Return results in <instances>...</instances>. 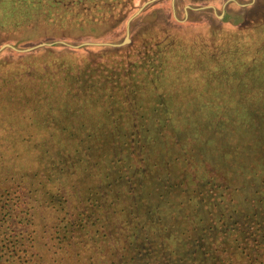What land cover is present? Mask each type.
<instances>
[{
  "label": "rangeland",
  "instance_id": "1",
  "mask_svg": "<svg viewBox=\"0 0 264 264\" xmlns=\"http://www.w3.org/2000/svg\"><path fill=\"white\" fill-rule=\"evenodd\" d=\"M147 1L0 0V149L40 158L0 160V193L27 173L42 263L264 264V130L192 129L264 126V0ZM231 50L244 62L219 78Z\"/></svg>",
  "mask_w": 264,
  "mask_h": 264
},
{
  "label": "trees",
  "instance_id": "2",
  "mask_svg": "<svg viewBox=\"0 0 264 264\" xmlns=\"http://www.w3.org/2000/svg\"><path fill=\"white\" fill-rule=\"evenodd\" d=\"M173 47L174 46H172V48ZM231 52L232 50L229 51L228 54L224 55L223 60H220L221 63H219V66L214 64V67H219L220 69V73L218 75L219 78L224 79L225 77L229 76V74L226 73L223 68L226 67L225 70H228L229 65V67L234 70L237 66H240L244 62V60H241L239 58V55H236L235 52ZM225 57H227V59ZM262 59L263 56H260V58L252 57V65H256ZM202 73L204 76V72ZM207 74L209 75L211 73L207 72ZM172 77H174L173 73L171 72V70H168L166 72V75H163L162 78H164V80L162 79L160 81L158 85L159 87L157 89L161 90L162 92L172 90L168 87L169 80H171ZM206 77H210V75ZM251 80L254 81L253 79ZM175 94H178V92L176 91ZM252 95L256 94L253 93ZM156 96L157 94L155 93V91H151V97L154 98ZM257 96H259V94H257ZM154 102L155 101H153V103ZM159 106H163V103H160ZM8 108H3V113L0 114V129H5L6 127L9 128L8 119H10L11 116H9V113L6 112L12 113V111H9ZM14 112H16L15 109ZM202 117L200 118L198 123L192 127V129L199 132L198 136L202 134V131L206 132L207 134L209 133V135L205 138L206 140L208 139L206 141V144L214 143L215 145H218L219 143H222L224 145H233L235 144V142L238 143L240 141L241 143H244L245 141H247L255 145H260V141L258 140L260 138L258 136V131H263L264 126H260V128L254 129L251 127V123L257 120L259 126V124L263 122L261 119H248L247 117H239L240 119H238V117H230L227 115L226 117L222 115L219 118L215 119H212L210 117ZM14 120L18 121L19 117H14ZM207 125H209V127ZM210 135H212V138L209 137ZM1 137H3V135ZM6 137L8 136L6 135ZM11 137H13V135H9L8 138ZM89 138H91L92 141L93 139H95L94 136H89ZM1 146L2 145H0V147ZM97 146L101 148L100 145ZM3 147L6 148V146ZM5 148L0 149L1 152H4L0 153V160L3 161V165L7 164V160L14 161L21 159L24 161L26 160L25 166H27V169L34 167L38 168V161H40L39 157H31L27 161V155L24 152L20 153L16 151L13 152L12 156H14L12 157V159H9L7 158V156L9 155V153H11L12 150L8 152ZM67 155V152H65L64 157H67ZM102 156H104V154ZM16 168L18 169L19 167ZM37 174L38 171L33 173V175L35 176ZM26 177H28L27 173H25L24 176H21L22 181L20 183L24 182V185L18 186V188L20 189L19 191L14 190L12 194H9V191L6 189V192H3L5 194L0 193V264H47L48 262H51L52 257L49 256L48 260L44 259V261H47V263H42L40 261L42 260L41 257L34 251V243L37 240H41L42 238L40 239V237H37L38 231L37 229H35L36 225L39 223V220L35 218V211L37 208L35 205H33V202H30V196H28L29 191L27 190V184L30 185V183L25 181ZM59 189L60 188L57 189V192L54 191L55 193L50 196L52 200L53 197L59 196ZM21 191H24L25 193H21ZM44 227L45 232H48V234L45 236V239H47V241H52V239H55L54 234H56V237L59 236V228L56 226V224L52 225V223H50L49 226L45 225ZM48 227L50 228V231H48ZM79 227H82V225L79 224ZM36 259L38 260L36 261ZM52 259L53 261L55 260L54 258Z\"/></svg>",
  "mask_w": 264,
  "mask_h": 264
},
{
  "label": "water",
  "instance_id": "3",
  "mask_svg": "<svg viewBox=\"0 0 264 264\" xmlns=\"http://www.w3.org/2000/svg\"><path fill=\"white\" fill-rule=\"evenodd\" d=\"M150 1H153V0H148L147 2H145V4H146V3H149ZM145 4H144V5H145ZM144 5H143V6H144ZM143 6H141V7L138 9L137 12H139V11L143 8ZM127 34H128V31H127ZM99 44H100V43H99ZM108 44H109V43H108ZM4 46H6V45H3V47H4ZM3 47H2V48H3ZM31 48H32V47L27 48V49H24V50H28V49H31Z\"/></svg>",
  "mask_w": 264,
  "mask_h": 264
}]
</instances>
